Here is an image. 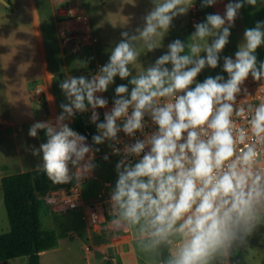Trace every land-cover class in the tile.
Wrapping results in <instances>:
<instances>
[{"label": "clouds", "instance_id": "9594fccd", "mask_svg": "<svg viewBox=\"0 0 264 264\" xmlns=\"http://www.w3.org/2000/svg\"><path fill=\"white\" fill-rule=\"evenodd\" d=\"M217 2L201 0V8ZM257 2L229 0L223 15L207 14L194 23L187 42L171 41L154 63L133 75L129 66L140 57L137 43L147 52L161 47L158 38L170 31L174 18L194 6L193 0H151L142 26L134 34L121 32L97 72L62 79L67 102L59 105L55 122L36 121L29 128L30 137L37 138L38 130L46 135V142L31 147L40 158L36 171L54 184L80 183L91 178L100 149L67 121L91 110L98 132L93 144L107 141L112 154L122 157L109 193V226L132 235L145 264H231L233 252L264 226V100L237 106L242 93L251 96L244 86L249 76L264 81V61L256 54L264 45V21L245 28L235 58L223 56L227 79L220 74L197 79L204 69L219 66L240 10ZM116 77L128 83L116 85L112 107L98 122L96 110L109 101L97 93L107 92ZM146 118L154 131H145ZM121 131L134 142L123 143Z\"/></svg>", "mask_w": 264, "mask_h": 264}, {"label": "rangeland", "instance_id": "374dc122", "mask_svg": "<svg viewBox=\"0 0 264 264\" xmlns=\"http://www.w3.org/2000/svg\"><path fill=\"white\" fill-rule=\"evenodd\" d=\"M41 1L45 5L49 2V0ZM220 1L219 5L202 8L203 21L207 14L223 15L229 0ZM54 2L59 11L58 21L69 20L60 25L63 26L69 22L70 26H76L72 28V33L78 35L80 46L72 51L63 48L58 24L44 59L53 82L54 90L53 93L50 91V97L45 94L40 96L33 89H30L26 95L21 89L25 71L28 78L36 76L37 58L32 51V43H27L25 56L23 45L14 43L9 47L12 56L9 60L10 64L5 62L6 77L16 78L10 89H6L0 74V166L8 173L32 170L40 163V158L32 155L31 147H39L41 143L46 142L45 131L38 130L37 138L30 137L28 131L36 121L55 122L62 111L59 105L67 102L59 87L62 79L67 75L77 77L84 75L90 78L108 61L109 51L121 39V32L128 31L134 34L135 28L142 26L143 16L153 6L151 0H105L104 2L102 0H54ZM193 3L201 4V0H193ZM78 12L90 15L93 35L91 32L90 37L87 36L85 40L83 39L85 32L80 30L81 22L75 20V14ZM257 21H264L262 0H258L255 8L246 4L240 10V16L231 29L230 42L221 53L219 66L216 69H204L197 77L199 82L217 74L227 78V73L222 71L223 56L235 58L234 54L243 40L245 28L254 27ZM173 25L168 33H164L163 38H158L161 47L154 51L147 52L142 41L137 43L140 57L134 65L129 66L133 75L146 70L149 64L154 63L160 55L164 54L168 43L177 38L187 42L188 37L195 30L189 11L186 15L174 18ZM212 39L210 37L209 41L211 42ZM4 48L7 49V46ZM256 54L258 60L264 61V45L257 49ZM93 58L97 59V62L93 61ZM8 59L6 57V60ZM121 83L127 84L128 80H120L116 77L115 84L104 93L105 98L113 100L114 89ZM42 87L48 92L46 87L43 85ZM130 89L131 85H129ZM67 123L76 130L73 118ZM87 143L92 145L88 139ZM92 147L95 149L93 145ZM96 148L100 151L94 152V163L97 167L91 178H85L80 183L75 181L70 184L52 183L51 188L42 195L44 199L43 226L55 229L59 236L58 246L46 251L48 253L43 256V264H145V259L136 248L132 235L127 231L113 230L109 226L112 219L108 204L109 193L116 182L115 165L119 160L107 152L102 145ZM106 154L109 156L107 161L103 159ZM91 210L101 214L99 223L91 220ZM10 230L11 221L4 201V189L0 185V234ZM243 248L246 250L249 264H264V226L248 237V243ZM0 264H30V256L22 255L3 259L0 260Z\"/></svg>", "mask_w": 264, "mask_h": 264}, {"label": "trees", "instance_id": "16d2710c", "mask_svg": "<svg viewBox=\"0 0 264 264\" xmlns=\"http://www.w3.org/2000/svg\"><path fill=\"white\" fill-rule=\"evenodd\" d=\"M73 124L95 148L99 146L92 142V136L98 132L95 125L90 122L89 111L77 113L73 117ZM51 184L52 181L43 172L36 171V168L3 176L4 200L11 221V230L0 234V260L29 255L30 264H41V252L58 246L57 231L45 228L42 221L44 207L42 195L51 188ZM238 249L242 263L249 264L246 250L243 247Z\"/></svg>", "mask_w": 264, "mask_h": 264}, {"label": "crops", "instance_id": "0c3cea01", "mask_svg": "<svg viewBox=\"0 0 264 264\" xmlns=\"http://www.w3.org/2000/svg\"><path fill=\"white\" fill-rule=\"evenodd\" d=\"M8 3L0 0V61L3 83L6 89H10L15 83L16 78H7L5 70V62H9L12 53L9 49L14 43L23 45V55H26L27 43H32V51L37 58V68L35 70L36 76L28 78L27 71L24 72L21 89L26 93L30 89L35 90L38 85H43L47 88V97L53 93V82L46 69L45 53L49 51V43L54 36V31L59 24V33L62 40V26L60 23L66 21H58V9L55 6L54 0H49L48 4H43L41 0H7ZM220 0L215 5H219ZM48 6V7H47ZM90 16V15H89ZM69 23V22H68ZM64 24L70 26V24ZM92 32V25L91 31ZM93 35V32H92ZM89 40V39H88ZM7 46V49L4 47ZM22 47V46H21ZM6 57L8 60H6ZM97 59L93 58V61ZM51 91V92H50ZM50 92V93H49ZM1 106V103H0ZM7 107V106H6ZM8 174L0 166V185H2V178ZM5 201V200H4ZM44 250L41 252V264H43V256L48 252ZM249 261V260H247ZM249 263V262H248Z\"/></svg>", "mask_w": 264, "mask_h": 264}, {"label": "built area", "instance_id": "2783aa9c", "mask_svg": "<svg viewBox=\"0 0 264 264\" xmlns=\"http://www.w3.org/2000/svg\"><path fill=\"white\" fill-rule=\"evenodd\" d=\"M190 12V18L192 21V24L194 25V23L197 22H202L203 21V14H202V8H201V4L199 3H194V6L192 8L189 9ZM75 20H78L81 22V28L80 29L82 32H85V34L83 35V39L85 40L86 37L88 36V38L90 37V30H91V22H90V16L89 14L85 13V12H78L77 14H75ZM76 26L71 25H63L62 26V40L64 43V48L68 49V50H73L78 48L79 45V37L78 35L72 33V28H74ZM81 42V41H80ZM227 79V78H226ZM245 87H247L249 93L251 94V96L248 97H244L243 93L237 98V106H239L240 104L244 103L245 101L252 103L254 105H258L259 102L261 100H264V81H254L251 76H249V78L246 80L245 82ZM194 87V85H193ZM35 92L38 93L40 96L46 94V91L44 90V88L42 87V85H38L35 89ZM97 95H101L103 97L104 93H97ZM109 104L107 106V108H98L96 111L99 113V122H102L104 119V113L106 111H109L112 107L113 104V100H108ZM91 116V110H89V117ZM234 119L236 120V122L238 124L243 125L244 121L242 118L239 117H234ZM118 123H120L118 121ZM145 123H146V129L145 131L151 132L155 130V126H153L151 124V121L146 118L145 119ZM118 136L120 137V139L123 141V143H131L134 142L135 138H129L127 135H125L122 131L120 133H118ZM137 137L139 138H143V136L140 133H137ZM108 143L109 142H105L104 144H102L103 148L109 152L111 155H113L115 158H117L118 160H120L122 157L118 156V155H114L112 154V150L111 148L108 147ZM123 143L118 144L117 147H120L121 149L123 148ZM133 160V162H136V160L138 158H130ZM93 214H95L96 219H93ZM101 214L96 211V210H91L90 212V218L94 223H99L101 221ZM231 264H243L241 257L239 255V249L237 248L231 257Z\"/></svg>", "mask_w": 264, "mask_h": 264}, {"label": "water", "instance_id": "95a60500", "mask_svg": "<svg viewBox=\"0 0 264 264\" xmlns=\"http://www.w3.org/2000/svg\"><path fill=\"white\" fill-rule=\"evenodd\" d=\"M3 2H5V3H8V1L7 0H2Z\"/></svg>", "mask_w": 264, "mask_h": 264}]
</instances>
